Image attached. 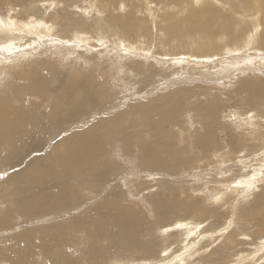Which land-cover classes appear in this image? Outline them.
<instances>
[{"label": "bare ground", "instance_id": "obj_1", "mask_svg": "<svg viewBox=\"0 0 264 264\" xmlns=\"http://www.w3.org/2000/svg\"><path fill=\"white\" fill-rule=\"evenodd\" d=\"M9 1L0 0V5L22 7L14 19L0 18V42L11 41L10 47L5 49L9 53L23 47L31 49L34 41L53 35L54 31L62 39L78 42L87 40L90 30L99 35L106 34L102 43L109 37H122L126 39L130 49L150 51L152 38L149 22L141 19L137 22L133 14H114L117 10L116 5L120 2L123 5L128 0H95L101 10L99 12L98 8L99 17H92L90 21L75 19L77 15L71 10L73 6L61 7L62 10L58 14L47 18L41 7L39 10L31 6L36 3L44 5L52 2L55 7L53 8L56 9L59 3H62L59 0H18L16 4ZM180 1L170 0L171 3ZM189 1L184 0V3ZM209 1L217 3L216 0ZM232 1L234 0H220L224 7L213 8L207 0H199L201 7L198 10H191L185 18L175 13L165 15L158 24V28L164 33L163 39L181 44L173 45L176 47L170 48L167 51L169 54L163 55L188 56L190 59L183 63L192 65L193 59L210 60L209 58H217L224 54L248 50L256 54L264 53V0L255 2L239 0V4ZM65 3L67 4L66 1ZM145 4L148 6L147 0ZM227 5L230 7L229 10H224ZM221 9L227 11V14ZM120 10L122 12L124 9ZM35 14L39 15V22L30 26L25 22V18L32 20ZM248 14L254 19L245 21L238 18L249 16ZM47 21L56 22L52 24L54 29ZM162 23L168 24L163 26ZM134 35L138 39H134ZM226 35H231L232 40L224 41ZM197 36L200 38L197 39ZM16 42L18 46H15ZM38 42L36 41L35 45ZM195 44L197 46H194ZM50 49L45 51V54L51 52L52 55ZM123 51L128 55H134L132 52L129 53L127 48ZM24 59V62H27L31 58ZM181 61L178 64H181ZM131 62H128V66L120 64L118 69L125 70L127 76L133 75L130 80L123 77V81L128 86H135L138 84L139 75L143 74L142 68L147 64ZM184 64L181 65L186 66ZM33 67H36L33 72L28 73L26 70L27 72L21 76L18 74L12 76L15 68L9 73L0 66V170L15 169V173L0 185V194L8 189L11 195L8 192L7 196H12V199L0 202L1 206H6L0 209V232L13 230L14 221L20 218L24 223L31 220L37 223L47 217L51 218L50 216L73 215L76 211L80 213H74L76 216H71L69 222L59 223L56 227L45 225L47 227L43 226L42 229L41 225L36 226L37 228L33 227L32 230L17 234L12 241L0 242V264H157L155 261L159 256L161 263L164 264H194L191 258L195 254H200L202 247L192 255L181 254L176 262L171 260L185 247L190 248L191 246L187 247L190 241L194 236H198L201 226L187 218L194 212L193 208L180 211V204L167 199L163 193L169 191L163 189L154 196L145 197L146 204L151 207L149 215L162 216L160 224H152L148 222L146 214L138 205L124 203L130 202V198L134 196H130L121 186L118 189L116 184L119 182L117 181L119 166L112 154L121 148L131 153L128 160L135 163L138 169L159 171L170 176L173 164L172 160L169 161V155L176 146H182V150L179 151L185 157L189 158L194 154V159L187 164L193 163L195 166L189 170L195 171L196 175L209 177L208 183L213 184L208 191L214 203L226 205L229 199L247 200L251 191L259 186L264 187V80L259 76L251 75L244 79L246 82L243 81L242 86L237 87L238 91L246 96L244 99L241 98L248 109L245 110L246 113L241 111H238L239 114L225 113L222 111L223 106L219 104H209L203 109L192 106L187 110L188 121L193 120L194 115L201 119L193 121L192 125L190 122L182 124V120L171 112L162 111L163 106L175 107L180 100H189L190 97L184 96L190 95L191 90L185 91V94L175 90L163 93L150 103L128 106L129 108L121 113L109 112L113 113L111 116L108 114L109 118L99 122L95 120V124L91 122L93 125L85 129L81 127L86 125L83 122L86 118L106 109L100 86L97 88L86 76L75 75L72 73L73 70L58 66L56 62L51 64L47 61L41 62ZM116 72L117 75L120 74ZM191 72L195 73L196 69ZM201 73L200 75L197 73L199 76L195 77V80L199 78L205 82L214 81L202 76ZM164 76L166 73L163 74V70H154L145 75V79L139 83L147 85L157 77L164 79ZM113 77H110V80ZM209 77L220 80L221 76ZM18 79L20 83L15 82ZM103 83L108 84L109 80L107 83L104 79ZM233 91L232 89L231 92ZM221 113L224 115L220 118L225 119L228 126L218 121ZM129 115L151 118L159 128L160 123H168V126L172 127L171 130L179 128V132L165 138L164 149L150 139L151 130H147L144 118L137 120V117H132L128 120ZM58 133L61 138L58 143L53 144L54 136ZM180 138L183 139L182 142ZM226 197L229 199L225 201ZM2 198L7 199L6 195L0 197V200ZM252 200L233 216L232 221L239 226L230 234H235L232 238L245 236L249 234L247 232L250 226H262L263 231L259 232L257 237L259 242L251 239L254 242L249 243L254 248V253L259 254L264 251V189ZM92 202L99 203L89 205ZM166 222L169 224L164 225ZM210 229L213 231L217 227ZM174 232H177L180 239L178 245L170 242ZM222 233L223 231L219 235ZM208 237L210 238V235ZM70 247H73V251L69 250ZM177 248L180 251L177 252ZM162 252L163 256L160 255ZM260 256L263 257L264 253ZM228 258L230 256L225 254L214 262L220 264Z\"/></svg>", "mask_w": 264, "mask_h": 264}, {"label": "rangeland", "instance_id": "obj_2", "mask_svg": "<svg viewBox=\"0 0 264 264\" xmlns=\"http://www.w3.org/2000/svg\"><path fill=\"white\" fill-rule=\"evenodd\" d=\"M59 1H61L62 3H59L56 9H54L55 7L53 6L52 2L48 4H44V5H40L39 3H36V4H31V6L36 7L39 10L41 7L43 9L42 11L44 12V16L46 18L50 17L51 15L58 14V12L61 11L62 8L66 7V5L68 7L73 6L71 10L73 11V13L76 12L75 14L77 16H75V19L78 18V20L82 19V20L90 21V19L92 20L93 18L99 17L98 8H100L99 9V12H100L101 7L99 5H96V2L98 0L97 1L95 0H80L79 1L78 0L75 2L72 0H59ZM65 1L67 2V4L65 3ZM147 1H148V6L145 4V0H128L125 4H123L125 5V7L121 5L122 2H120L116 5L117 7L114 6L117 9L114 12V14L115 15H122L124 13H128L130 15L133 14L135 15L137 22H139L140 19L143 21L149 22V30H151L150 36L152 38V41L149 45L150 51H140V50L136 51L135 49H130L131 47L128 45V43H126L127 42L126 39L122 37H118V38L109 37L106 40V42L102 43V39L106 37L105 36L106 34L103 33L101 34L102 35L101 36L97 34L94 30H90L87 40L83 39L82 41H78V42L74 40H69V39H66V40L62 39L60 38V35H58V33L54 31L53 35H47L45 36L44 39H40L42 43L39 39H37L36 41L37 42L39 41L40 43L38 42L37 45H35L36 41H34L32 43L34 46L33 45L30 46L31 49H29L28 47H23L17 50L15 49L13 53H9L5 51L6 48L10 47V44H11L10 40L7 42H0V66L5 68V70H7L9 73H11L12 70L15 68V71L12 76H16L17 74L21 76L25 73L26 70L28 71V73L35 71L36 67H33V66H36L40 64L41 62L47 61V62H50V64L56 62L58 66L67 68L70 71L73 70L72 73H74L75 75L86 76L97 88L98 86H100L99 87L100 92L102 96L104 97L106 109L100 112L102 114L100 113L95 114L94 115L95 118L94 116H91L94 120L91 117L86 118L85 121H83L86 123V125L81 127L85 129H88V127L95 124L96 121L99 122L100 120L104 118H109L114 112L121 113L124 111V109L127 110L131 106L142 105L148 102L150 103L153 99L162 95L163 93H167V92L169 93L175 90H180L184 92V94H185V91L191 90L192 92H194V93L191 92L190 95L184 96V97H190L188 101L180 100V102L176 103L177 105L175 107L173 105H170L167 108L166 106H163L162 108V111H167L169 113L171 112L174 116L181 119L182 124H188L186 122H190V125H192L193 121H198L201 119L199 116L194 115L193 120L191 119L188 121V111L187 110H189L192 106L196 107L197 109H200V108L203 109L207 107L209 104H219L223 106L222 111H224L225 113H235L238 111H241V113L242 112L246 113L245 110H248V109L244 106L243 100H241L242 97L244 99L246 96L243 95V93H240L238 91V88L242 86L244 79L245 80L248 79L251 75H257L261 79L264 80V53L256 54L250 50L246 52H235V53H230V54H224V56L223 55L218 56L217 58L216 57L209 58L210 60L203 59L202 61L201 60L198 61L196 59H193L191 60L193 61L192 65H187L183 63L184 61L190 59V57L188 56L171 57V56L163 55L164 53H168L167 51H169L170 48L180 46L181 43H178L175 41L171 43L170 41L163 39L164 33L160 31V29L158 28V24L161 23V21L165 18V15H167L168 13L169 14L175 13V14H178L180 17L185 18L187 14L190 13L191 10L193 9L198 10L201 7V4L200 3L197 4L195 0H192V1L190 0L189 2H185V3H184V0H181L180 2H175V3H171L170 0H147ZM200 1H204V0H200ZM242 1H245V0H242ZM250 1L255 2L256 0H250ZM17 2L18 0H14L13 2L9 1V3L11 4H16ZM76 2L78 3V5ZM207 2L212 4L213 8H217L219 6L224 7V4H222L220 0L219 1L216 0L217 3H215V1L211 2L209 0H207ZM232 2L233 3L235 2V4L240 3L239 0H234ZM96 6L97 8H95ZM120 8L124 10L121 12ZM228 8L230 7L227 5L226 8H224V10L226 9L229 10ZM86 9L88 10V12H86L87 11ZM148 9H151V11H149ZM21 10H22L21 6L0 5V18H2L3 20L5 19L8 20L10 18L14 19L15 17L19 15ZM87 13L88 14L90 13V15L88 16ZM224 14H227V11H224ZM246 15H244L243 17L238 16V18L240 20H245V21L254 19V17L252 18L250 17L251 16L250 14H248L249 16H246ZM25 22L28 23L30 26H32L33 24H36L39 22V15L35 14L32 20H30L29 18H25ZM47 22H48V25H51L52 29H54L53 28L54 26H52V24H55L56 22H52V21H47ZM167 24L162 23L163 26H166ZM262 29L263 27H261V30ZM59 34H61V32ZM56 37H58L57 41L55 40ZM133 38L138 39L136 35H134ZM196 38L199 39L200 37L197 36ZM185 39L187 38L185 37ZM43 40H47V41L43 42ZM187 40L190 42L189 39ZM231 40H232L231 35H226L224 38V41H231ZM94 41H97L95 42L96 44L94 43ZM142 42H144V40ZM73 44H74V47H73ZM173 45H176V46H173ZM215 45H219V44H215ZM15 46H18V43ZM100 46L103 48L101 49ZM194 46H197V45L195 44ZM49 48H51L50 50H52V53H53L52 55H51V52H47L45 54V51L49 50ZM92 48H94V50ZM126 48L128 51L130 49L129 53L132 52L136 57L134 55H130V54L128 55V53H125L123 50L124 49L126 50ZM32 56H34V58H32ZM25 57L27 59L30 57L31 59L27 62H24ZM92 57H93V61H92ZM183 58H186V59H183ZM107 59H110L108 60L109 63H107L108 62ZM133 61L142 62L145 65L146 64L147 65L146 67L142 68L144 71H143V74L139 75L138 77V84L135 86H131V85L128 86L125 83V81H123V79L124 78H126L127 80L129 78L131 79L133 75L127 76L125 70L120 71L118 68L120 64L121 65L124 64L128 66L129 65L128 62L133 63ZM180 61H181V64H184L188 67L178 64ZM176 62L177 64H175ZM91 63L93 64V66ZM170 63H172V65ZM105 68L107 72L105 71ZM189 69H192V70L196 69V72H195L196 74L192 73L191 72L192 70H189ZM115 70L120 73L119 74L120 76L117 75V72ZM154 70H161V71L163 70V74L166 73V76H164V79L163 77H157L153 79L152 81H150L147 84L148 86L146 84L141 85L142 81L145 79V75L152 73ZM101 71L103 75H101ZM197 73L199 75L201 73L202 76L206 78H210V80H214V81L205 82V81L199 80V78L195 80L196 79L195 77L199 76L197 75ZM105 76L106 78H104ZM112 76L114 77L111 79L112 80L111 81L110 77ZM209 76H215V77L221 76V77L219 78L220 80H217V78L215 80L214 77L211 78ZM108 77L109 79H107ZM104 79L107 80V83L109 80L110 84L103 83ZM10 80H11V77L7 82L9 83ZM174 80H177V81L175 82ZM15 82L20 83V80L18 79ZM232 89L234 90L233 92H231ZM109 112H113V113H109ZM108 114L110 116H108ZM221 115L223 116L224 114L222 113L219 114L218 121L220 122V124H225L228 126V123L225 122V119L220 118L222 117ZM132 117H137V120H138L142 116L129 115L127 119L129 120ZM144 119L146 120L147 130H151L150 139L152 140L154 144H157L164 149H166L165 138L172 136L171 135L172 133H175L177 131L179 132V128H173V130H171L172 127L168 126V123H160V128H159L157 127L158 125L154 122L153 119L151 118H144ZM197 129H199V127ZM231 133H233V131H231ZM235 134L237 133L235 132ZM58 135H60V133H58ZM58 135L54 136L53 144L58 143L59 139L61 138V135L60 136ZM140 136H142V134ZM181 136H183L182 138L184 139V134H182ZM182 138H180L181 141L179 139L180 142H182L183 140ZM181 147L182 146L180 147L176 146L174 151L171 152L169 155V161L172 160V164H173V172L169 174L170 176H167L164 173H160L159 171L152 172V171H143V170L138 169L135 163L129 162L128 156L131 154L129 151L123 150L121 148V150L114 152L112 156L114 157L116 164L119 166V172H118L119 174L117 178V181L119 182H116L118 189L120 188L119 186H121L123 190H125L126 192H129L130 196L131 195L134 196L130 198V202H124V203L138 205V208L143 210V212L146 214L148 222L152 224L154 223L160 224V221H162V216L159 214H157L156 216H154L153 214L149 215L151 207L148 204H146L147 202L145 201L146 200L145 197L154 196L156 195L155 193H160L163 189L164 191L165 189L169 191L167 193H163L166 195L167 199H170L173 202H178L180 204V207H179L180 211H183L186 208H193L194 212H191V215L188 216L187 218L188 220H191L201 226L199 230L200 233L198 232V236L197 237L194 236L192 238V240L190 241V245L187 246V247L191 246L190 248L185 247L184 249H182L181 252L178 253L176 257L171 259V260H174L175 262L177 261V257H180L181 254H184L185 256L189 254L192 255L195 251H197L198 249L202 247L201 253L195 254L194 256H192L193 258H191L194 264H215L216 262L214 261L222 258V256L225 254L226 256H230V258L221 261L220 264H264V256L263 257L260 256L261 254L264 253V251L260 253L258 252L259 254H256L254 253V248L251 245H249V243H253L254 241L259 242L257 237H258L259 232L263 231L262 226L260 225L258 227L255 225L250 226L247 232L249 234L245 236H238L236 238H232L234 237L235 234L233 235L230 234V232L234 231L235 229H238V226H239V225L237 226L232 221L233 216L236 215L240 209H243L245 206H247V204L252 202L253 201L252 199H254V197L257 196V194L262 193L264 187L259 186L260 188L257 187V189H254L253 191H251L252 193L251 194L249 193L250 196L247 200L237 199L234 201L233 199H229L228 197H226L225 201L226 199H229L226 205H223L222 203H218V202L214 203V201L211 200L210 191H208V188L213 187V184L208 183L209 177H206L203 175L201 176L200 174L196 175L195 171L189 170L191 167L195 166L193 163L187 164V162L189 163V161L191 162V160L194 159V154L191 155L189 158L185 157L183 153L179 151V150H182ZM199 158H202V157H199ZM13 173H15V169L0 170V185L4 184L8 180V178L12 176ZM120 175L121 177H119ZM130 191H133V192H130ZM8 192H9L8 189L3 190L1 192L2 194H0L1 195L0 197L6 195L7 199L2 198L0 202H3V201L5 202L6 200H10L12 196H7L9 195ZM9 193L11 195V192ZM97 203L99 202H92L89 205H92V204L95 205ZM196 203L198 205H195ZM4 206L0 205V209L2 208L4 209ZM74 213L79 214L80 211H76ZM74 213L73 215L67 214L68 217L67 215L50 216L51 218L47 217L48 219L47 218L43 219L37 223H35L36 221L34 220H31V222L29 220H26L29 222L24 223L22 218H20L19 220L14 221L15 224H14L13 230H5L3 232H0V242L4 240L12 241L11 239L17 236V234L19 235V234H22L24 231L32 230L33 227H36V226L41 225L40 227L43 229V226L45 225L56 227V225H58L59 223H62V222L63 224L67 223L72 219L73 216H76V214ZM52 217L54 219L53 221H52ZM49 219H51L50 220L51 222L49 221ZM62 220H65V221H62ZM45 221H46V224H45ZM41 222H44V223H41ZM49 222L51 223L50 225H49ZM166 224H169V223L166 222L164 225ZM46 227L47 226H45L44 228ZM210 228H215L216 230L212 231V229ZM219 230L223 231V233L220 235L219 233H221V231ZM173 235L174 236L172 237V239L169 238L171 239L170 242L172 241L174 245H178V241L180 239L177 236L178 235L177 232L176 233L174 232ZM208 235H210V238L208 237ZM254 235H256V237H254ZM195 237L196 239L194 240ZM232 239H234L233 242H232ZM251 239H254V241ZM174 248H176V246ZM69 250L73 251V247L72 248L70 247ZM178 251H180V249H178L177 252ZM160 255L163 256L164 255L163 252ZM243 255H246V256H243ZM259 260L260 262L255 263V261H259ZM155 262L157 264L163 263V262L161 263L160 256L158 260H156Z\"/></svg>", "mask_w": 264, "mask_h": 264}, {"label": "snow or ice", "instance_id": "obj_3", "mask_svg": "<svg viewBox=\"0 0 264 264\" xmlns=\"http://www.w3.org/2000/svg\"><path fill=\"white\" fill-rule=\"evenodd\" d=\"M197 4L199 3V0H196Z\"/></svg>", "mask_w": 264, "mask_h": 264}]
</instances>
